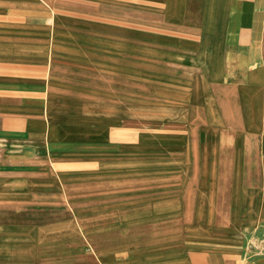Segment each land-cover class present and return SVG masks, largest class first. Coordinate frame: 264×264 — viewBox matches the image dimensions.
<instances>
[{
	"label": "crops",
	"instance_id": "0c3cea01",
	"mask_svg": "<svg viewBox=\"0 0 264 264\" xmlns=\"http://www.w3.org/2000/svg\"><path fill=\"white\" fill-rule=\"evenodd\" d=\"M149 1L130 49L123 16L0 0V264H264V0ZM141 89L179 125L163 163L107 134Z\"/></svg>",
	"mask_w": 264,
	"mask_h": 264
},
{
	"label": "rangeland",
	"instance_id": "374dc122",
	"mask_svg": "<svg viewBox=\"0 0 264 264\" xmlns=\"http://www.w3.org/2000/svg\"><path fill=\"white\" fill-rule=\"evenodd\" d=\"M68 5L74 11H70L68 16L64 18L74 19L77 21H84L88 19H100V14H107L110 17L117 18L116 16H123L129 20V26L109 27L107 28L108 36L110 39L117 41H124L123 46L130 49H136L140 46H144L148 38L147 31V9L149 0H61ZM65 14V13H62ZM63 16L61 15V18ZM121 18V19H125ZM109 21L110 19L107 18ZM110 22V21H109ZM98 30V28H94ZM137 43V44H136ZM140 48V47H139ZM129 53L132 51L129 50ZM109 55H111L109 53ZM146 56V55H145ZM124 60L119 64L124 63V67H127L125 71H130L135 68L140 70V73H146L141 68H146L147 59L139 58L136 53L124 55ZM143 64V65H142ZM129 67V68H128ZM125 69V68H124ZM115 70V69H114ZM113 70V71H114ZM97 71V70H93ZM146 82V81H145ZM147 87L146 85H144ZM143 86L141 85V88ZM77 89V99H82L85 85L83 82L77 80L75 84ZM145 90V89H144ZM141 92H124V95L118 97L121 93L110 92L109 103H114L117 97L118 101L124 100L123 104L120 103L118 108L123 107V117H112L111 112L107 116V134L114 135L117 128L123 129L125 141H130V137H137L138 132L140 134L142 145L141 148L147 149V152H152L155 155L157 163H163V153L165 150V143L168 145L172 143L173 153L179 152V140H169L167 135L171 131L172 133L179 130L178 124H165V116L163 102L153 97V94L148 90ZM81 94V96H80ZM123 96V97H122ZM110 107V106H109ZM114 119V121H113ZM99 119L96 120L91 127L98 129ZM103 127L102 124H100ZM97 127V128H96ZM165 129L167 134L165 133ZM177 136H172L174 139ZM138 149V148H137ZM177 158L178 155H177ZM194 158V157H193Z\"/></svg>",
	"mask_w": 264,
	"mask_h": 264
}]
</instances>
